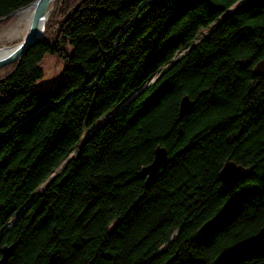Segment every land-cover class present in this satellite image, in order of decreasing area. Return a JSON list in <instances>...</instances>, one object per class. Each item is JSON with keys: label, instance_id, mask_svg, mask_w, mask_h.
Masks as SVG:
<instances>
[{"label": "trees", "instance_id": "trees-1", "mask_svg": "<svg viewBox=\"0 0 264 264\" xmlns=\"http://www.w3.org/2000/svg\"><path fill=\"white\" fill-rule=\"evenodd\" d=\"M33 1L0 0V18ZM47 53L68 64L37 91ZM263 58L264 0H57L45 40L0 68L5 264H264V242L241 248L264 226ZM228 159L248 171L232 189Z\"/></svg>", "mask_w": 264, "mask_h": 264}, {"label": "water", "instance_id": "water-1", "mask_svg": "<svg viewBox=\"0 0 264 264\" xmlns=\"http://www.w3.org/2000/svg\"><path fill=\"white\" fill-rule=\"evenodd\" d=\"M57 0H34L29 5L22 7L9 15L0 18V23L5 21L20 11L26 8L32 9V23L30 32L19 42L13 45L5 46L0 49V68L16 62L30 46L36 42L45 40V29L51 10L53 9ZM254 74L264 75V58L257 62L253 68ZM193 103L189 96H184L180 104V116H185L191 109ZM168 151L165 147L158 146L155 151V158L152 163L144 166L139 172L141 178H146L147 184L151 183L159 170L167 163ZM248 174L247 168L237 162L228 159L220 171V180L223 187L232 189L234 185L246 178ZM209 229L208 224L203 227L202 233L205 234ZM264 242V226L259 232L247 239L241 248L256 247ZM14 246H4L0 250V264H5L12 255Z\"/></svg>", "mask_w": 264, "mask_h": 264}, {"label": "rangeland", "instance_id": "rangeland-1", "mask_svg": "<svg viewBox=\"0 0 264 264\" xmlns=\"http://www.w3.org/2000/svg\"><path fill=\"white\" fill-rule=\"evenodd\" d=\"M242 1H244V0H242ZM234 9H235V7L230 8L216 22H214L213 25H211L207 28H203L199 32V34L197 35L196 39L191 43V45H194V44L198 43L204 37L209 36L210 31L218 23H220L226 17V15H228ZM18 17H19V14H16V16H13V17L7 19L8 23L6 25L0 26V48L13 45L16 42H19L23 39V38H9L8 37V32L10 31V29L13 26H15V23H16ZM64 49L66 50L68 55H70L72 53V46L70 44L64 46ZM184 53H185V51H181L180 53H178L176 55L174 61H176L178 58H180L182 55H184ZM67 64H68L67 60L63 57H60L59 55H54V54H49V53L45 54L43 60L39 63V65L42 67V69L44 71V75L41 79L37 80V82L35 83V90L47 91V90L55 89L56 86L58 85V83L60 82V78H61ZM125 104H126V101L124 103H121L119 106H117L116 108H114L113 110L108 112L107 114H105L103 117H101L100 120L95 124V126H93L92 128H90L88 130H85L83 133V137L81 138L80 142L75 147L73 153L69 155V157L63 162V164L60 167H58V169L53 173L52 176H55L56 173L62 169L63 165L65 164V162L69 158H71V157H73L79 153L80 147L84 144V142L88 138L91 137V135L96 131L97 127L104 124L108 118L112 117L118 111H120ZM49 181L50 180H48L46 182V184ZM25 209H26V207H24L19 213H17L15 216H13V219L11 220V222L8 224V226L5 229L9 228L16 221V219L25 211ZM4 231L5 230H3V232Z\"/></svg>", "mask_w": 264, "mask_h": 264}, {"label": "bare ground", "instance_id": "bare-ground-1", "mask_svg": "<svg viewBox=\"0 0 264 264\" xmlns=\"http://www.w3.org/2000/svg\"><path fill=\"white\" fill-rule=\"evenodd\" d=\"M18 14L19 17L15 23V26H13L8 32L9 38H24L31 30L32 9H23Z\"/></svg>", "mask_w": 264, "mask_h": 264}]
</instances>
